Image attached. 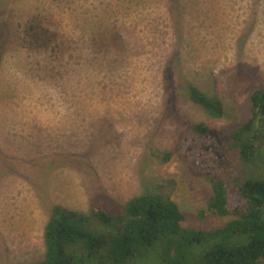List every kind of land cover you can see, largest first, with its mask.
<instances>
[{"label": "rangeland", "instance_id": "obj_1", "mask_svg": "<svg viewBox=\"0 0 264 264\" xmlns=\"http://www.w3.org/2000/svg\"><path fill=\"white\" fill-rule=\"evenodd\" d=\"M262 73L264 0H0V264L42 261L55 206L114 217L163 194L184 226H223L200 219L210 185L174 147L189 125L245 122Z\"/></svg>", "mask_w": 264, "mask_h": 264}, {"label": "trees", "instance_id": "obj_2", "mask_svg": "<svg viewBox=\"0 0 264 264\" xmlns=\"http://www.w3.org/2000/svg\"><path fill=\"white\" fill-rule=\"evenodd\" d=\"M249 94L250 117L236 128L187 126L174 152L190 174L205 178L211 194L200 219L231 217L221 227L184 226V215L163 194H141L118 204L74 211L55 206L43 232L36 264H264V176L237 184L242 166L264 168V74ZM188 99L209 118L221 117L218 100L193 86ZM247 173V172H246ZM115 218V219H114Z\"/></svg>", "mask_w": 264, "mask_h": 264}, {"label": "crops", "instance_id": "obj_3", "mask_svg": "<svg viewBox=\"0 0 264 264\" xmlns=\"http://www.w3.org/2000/svg\"><path fill=\"white\" fill-rule=\"evenodd\" d=\"M264 73H262L261 77L263 76Z\"/></svg>", "mask_w": 264, "mask_h": 264}]
</instances>
